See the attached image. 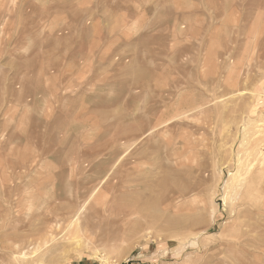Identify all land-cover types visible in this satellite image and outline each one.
<instances>
[{"label":"rangeland","instance_id":"1","mask_svg":"<svg viewBox=\"0 0 264 264\" xmlns=\"http://www.w3.org/2000/svg\"><path fill=\"white\" fill-rule=\"evenodd\" d=\"M0 154V264H264V0H0Z\"/></svg>","mask_w":264,"mask_h":264},{"label":"crops","instance_id":"2","mask_svg":"<svg viewBox=\"0 0 264 264\" xmlns=\"http://www.w3.org/2000/svg\"><path fill=\"white\" fill-rule=\"evenodd\" d=\"M82 1H85V0H82ZM94 4L98 5L97 1L94 2ZM99 6V5H98ZM99 8V7H98ZM101 8V7H100ZM146 32L142 31V35H144ZM197 33L194 34V36L196 35ZM157 38L156 39H161V38H165L166 37V33L164 30H162L161 34L159 36H156ZM196 40H198V37H195ZM210 41H208V45L210 44L209 43ZM206 43V42H205ZM199 44H197L195 42V40L193 41V39H191V44H190V48L191 46H198ZM208 45H207V48H208ZM194 53H197L196 51L195 52H192V55H194ZM77 71L78 73H80V75H84L85 71L83 69H80L79 68H76V69H71V71ZM159 74L158 73H146V72H141L140 73V79H139V86H140V89L141 91L143 92H149V89L150 88H153V86H156L158 87V84H159ZM83 78V77H82ZM114 78V75L112 73V78L110 79V81H105L101 84L100 80L98 79L97 77V73L96 75L94 74L93 75V81H94V84L96 85L97 88L101 89L102 87L103 88H108V89H113L115 88V86H119L120 85V82L116 79H113ZM125 85H129L131 86L132 85V81L131 80H128L126 82H124ZM76 106V105H75ZM120 107H127L128 106V103H125L124 105H119ZM117 107V102L115 101H112V100H109L108 103H104L103 104L100 102V101H94V106H93V114H95V119L93 120V124H105V123H108L109 124V129H108V133H106L105 129H103V133L106 134H109V133H112L114 131V129H116V125L117 123L122 125H126L127 124V118L125 117V120H121L120 118L121 117H114L112 115V110ZM72 109V108H71ZM76 109V108H75ZM106 109H108V112H109V115L108 116H102V113H105L106 112ZM74 110H72L71 113H73ZM61 117L63 118V120L67 117L66 114L64 113H61ZM108 117V118H107ZM68 118V117H67ZM106 118H107V121H106ZM71 120V118H69ZM65 130V129H64ZM95 130H97V133H96V136L93 137V138H97L98 141H101V134H100V126H98ZM66 131L68 133L72 132V130L69 128V126L66 127ZM105 136V138H106ZM69 137V136H68ZM67 137V138H68ZM104 138V139H105ZM115 137L114 136H109V139H114Z\"/></svg>","mask_w":264,"mask_h":264},{"label":"bare ground","instance_id":"3","mask_svg":"<svg viewBox=\"0 0 264 264\" xmlns=\"http://www.w3.org/2000/svg\"><path fill=\"white\" fill-rule=\"evenodd\" d=\"M247 90V89H246ZM233 94V93H232ZM217 100V99H216ZM203 107V106H202ZM243 110V109H242ZM256 112V111H255ZM243 115V114H242ZM183 116V115H182ZM242 120V119H241ZM243 122V121H242ZM163 125V124H162ZM160 126V125H159ZM152 131V130H151ZM130 134V133H129ZM148 134H150V132L148 133V132H146V133H144L140 138H144V137H146ZM241 135V134H240ZM139 140V139H138ZM137 143V142H136ZM135 144V143H134ZM133 144V145H134ZM12 146V145H11ZM132 147V146H131ZM12 148V147H11ZM130 149V148H129ZM30 150H33V149H30ZM23 151V150H22ZM27 151V150H26ZM29 152V151H28ZM20 153V152H19ZM27 153V152H26ZM12 154H13V152H12ZM16 154H17V152H16ZM23 154V153H22ZM25 154V153H24ZM29 154V153H28ZM124 155V154H123ZM15 156V155H14ZM27 156V155H26ZM25 156V157H26ZM23 157V159H24V156H22ZM0 158H1V154H0ZM28 158V157H27ZM0 161H1V159H0ZM24 163H25V159H24V161H23ZM22 162V163H23ZM30 162V161H29ZM10 163H13V162H10ZM12 166H16V163H14V164H10V168H12V169H15V170H17V167L18 166H16L15 168H13ZM24 166H25V164H24ZM115 166V165H114ZM1 170H3V167H2V164L0 163V172H1ZM15 170H14V172H15ZM106 176L107 175H105L102 179V182H104L105 180H106ZM97 188H99V187H97ZM95 191H96V189H95ZM94 191V192H95ZM179 194V193H178ZM91 195H93V192H92V194ZM176 195V194H175ZM91 198V196L89 197V199ZM88 199V200H89ZM88 200H87V202H88ZM176 200V199H175ZM87 202L85 201V203L80 207V209H79V211L77 212V214H75V219L73 220V221H71V223L72 222H75V221H79L78 220V216H79V214L81 213V212H83L84 210H85V208H86V205H87ZM172 205V204H171ZM0 210H1V208H0ZM1 212V211H0ZM52 237V236H51ZM47 238V237H46ZM43 239V238H42ZM48 240V239H47ZM55 240V239H54ZM51 241V240H50ZM53 241V240H52ZM51 241V242H52ZM48 243H49V241H48ZM44 244V243H43ZM50 244V243H49ZM43 246V245H42ZM41 247V246H40Z\"/></svg>","mask_w":264,"mask_h":264}]
</instances>
